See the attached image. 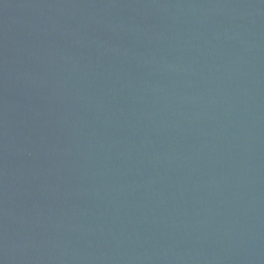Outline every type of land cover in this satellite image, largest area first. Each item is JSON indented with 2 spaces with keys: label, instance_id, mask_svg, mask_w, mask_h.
Here are the masks:
<instances>
[{
  "label": "water",
  "instance_id": "95a60500",
  "mask_svg": "<svg viewBox=\"0 0 264 264\" xmlns=\"http://www.w3.org/2000/svg\"><path fill=\"white\" fill-rule=\"evenodd\" d=\"M0 264H264V0H0Z\"/></svg>",
  "mask_w": 264,
  "mask_h": 264
}]
</instances>
